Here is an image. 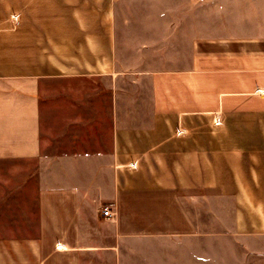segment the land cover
I'll return each mask as SVG.
<instances>
[{"label": "crops", "instance_id": "crops-1", "mask_svg": "<svg viewBox=\"0 0 264 264\" xmlns=\"http://www.w3.org/2000/svg\"><path fill=\"white\" fill-rule=\"evenodd\" d=\"M225 3L219 36L115 91L102 139L89 123L53 153L49 83L115 71L116 31L90 20L106 0H0V262L139 264L151 239L206 264L209 239H264V0Z\"/></svg>", "mask_w": 264, "mask_h": 264}, {"label": "rangeland", "instance_id": "rangeland-1", "mask_svg": "<svg viewBox=\"0 0 264 264\" xmlns=\"http://www.w3.org/2000/svg\"><path fill=\"white\" fill-rule=\"evenodd\" d=\"M231 1L111 0V7L108 8L106 0L104 9L98 6L97 14L90 20H94L97 25H112L117 42L119 40L113 63L115 71L107 76L49 83L48 92L43 97L48 107L44 126L47 128L49 151L61 152L77 146L89 123L96 127V139H102L110 128L109 105L116 96L115 91L123 93L128 89L130 95L138 88L141 93H146L151 86L153 71L182 65L177 55L190 51L189 40L211 39L222 33L216 29V7L222 2L230 4ZM174 57L175 61H170ZM115 76L119 78L116 80ZM58 101L76 103L75 117H72L71 109L58 110L55 105ZM63 113L67 116L65 121L62 120ZM2 240L5 243L8 241ZM146 242L144 262L140 260L139 264L173 262V248L169 247V243H154L151 239ZM159 247H162L161 250ZM154 249L156 251L152 252ZM206 260V264H264V239H241L237 245L231 241L222 244L209 239Z\"/></svg>", "mask_w": 264, "mask_h": 264}, {"label": "built area", "instance_id": "built-area-1", "mask_svg": "<svg viewBox=\"0 0 264 264\" xmlns=\"http://www.w3.org/2000/svg\"><path fill=\"white\" fill-rule=\"evenodd\" d=\"M114 212L109 208V207H105L103 209V215L109 218H112L114 216Z\"/></svg>", "mask_w": 264, "mask_h": 264}]
</instances>
